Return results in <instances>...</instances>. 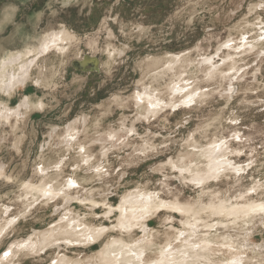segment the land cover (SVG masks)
Returning a JSON list of instances; mask_svg holds the SVG:
<instances>
[{
	"label": "rangeland",
	"instance_id": "obj_1",
	"mask_svg": "<svg viewBox=\"0 0 264 264\" xmlns=\"http://www.w3.org/2000/svg\"><path fill=\"white\" fill-rule=\"evenodd\" d=\"M63 31L0 88V264H264V211L215 213L264 204V0H0V59ZM212 145L232 166L200 184Z\"/></svg>",
	"mask_w": 264,
	"mask_h": 264
},
{
	"label": "bare ground",
	"instance_id": "obj_2",
	"mask_svg": "<svg viewBox=\"0 0 264 264\" xmlns=\"http://www.w3.org/2000/svg\"><path fill=\"white\" fill-rule=\"evenodd\" d=\"M67 38L69 39V36L67 33H65V31L61 33H52L47 37H45V39L42 41V43L38 48L37 47L28 48L23 52H19L17 54H7L4 57H2L0 59L1 91L3 93H6L7 95H11L16 91V89L20 85H24L25 83H27L32 76V70L33 67L37 64L38 58L48 53L53 47H57L61 42H63ZM89 61L90 63H93V61H91L90 59ZM211 61L212 60H206L205 62H211ZM175 64L176 63L170 66V68L168 67L167 71L168 72L174 71ZM88 67L90 66H87V68ZM180 81L181 79L178 82L172 84V86L170 87V91L174 95H177L181 92V88H179ZM160 102H161L160 98H157V95L153 94L149 89H144L142 94L138 93L136 95V104L138 105V108H140V111H143L148 115L156 114L158 112L157 109L158 107H160ZM29 106L30 103H27L26 107ZM225 151L226 150L220 145L210 146L206 150L204 155L208 159L209 172L205 177L196 176L194 180L201 184L206 179L216 176L220 171L224 170L226 166L228 167L232 166L231 163H229L226 159H224ZM32 189H35L36 192H39L43 196L45 195L52 196L54 192L57 191L54 187L51 186L50 187L39 186V187H34ZM153 200L154 199L146 193H141V194L139 193L125 199L120 206V210H122V212L124 213L123 217L125 221L122 223L123 226L128 228L131 227L133 221H137L141 218H145V216L153 212L152 210L158 208L160 205H156V203H154ZM168 207L174 209H180L184 211H186L187 209V208L179 207L178 205H171ZM254 211H264V204H259L249 207H239V208L219 207L216 209L215 213L217 214L221 213L226 215L227 217H237L241 215H246L248 214V212H254ZM200 212H201L200 209H196L194 211L193 216H197ZM124 251L126 250L123 249V247L120 248L118 251V253L121 255V258H124V255L127 253ZM110 254L111 251H107L106 255L108 257L107 259H105V261L103 260L104 264L109 263ZM144 254L145 251L143 250V248H139V251L135 252V257L137 258L138 263L141 264L144 262V257H143ZM187 254L190 257V253ZM169 256L170 253H166L165 255H163L164 258L161 261L162 264H170L173 261V259H169ZM133 261L134 259L130 258L127 261V263L134 264ZM174 261L176 260L174 259ZM236 262H239V259H237Z\"/></svg>",
	"mask_w": 264,
	"mask_h": 264
},
{
	"label": "water",
	"instance_id": "obj_3",
	"mask_svg": "<svg viewBox=\"0 0 264 264\" xmlns=\"http://www.w3.org/2000/svg\"><path fill=\"white\" fill-rule=\"evenodd\" d=\"M90 60L93 61V63H90L89 59L87 58L85 60L86 62H84V61L83 62H79V65L83 67V66H85L87 64H91L94 69H97L96 64H95V61L93 59H90Z\"/></svg>",
	"mask_w": 264,
	"mask_h": 264
}]
</instances>
